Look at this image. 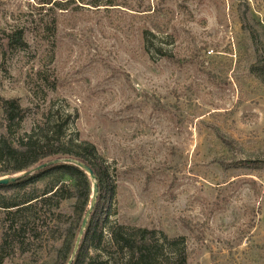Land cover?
<instances>
[{"label": "rangeland", "instance_id": "obj_1", "mask_svg": "<svg viewBox=\"0 0 264 264\" xmlns=\"http://www.w3.org/2000/svg\"><path fill=\"white\" fill-rule=\"evenodd\" d=\"M61 1L0 0V99L27 112L10 135L67 116L109 165L112 226L183 239L189 264H264V87L250 72L264 0ZM102 247L116 264L107 232Z\"/></svg>", "mask_w": 264, "mask_h": 264}, {"label": "trees", "instance_id": "obj_2", "mask_svg": "<svg viewBox=\"0 0 264 264\" xmlns=\"http://www.w3.org/2000/svg\"><path fill=\"white\" fill-rule=\"evenodd\" d=\"M43 1L52 4V0ZM76 3L85 1L65 0L56 3V8L67 11ZM102 3L95 0L86 5L114 6V0ZM144 36L148 44L152 43L150 31H144ZM250 37L256 55L250 72L261 79L264 87V44L258 32L252 31ZM8 40L12 48L26 47L23 32L8 35ZM0 103L8 129V135L0 136V177L21 174L58 158L80 161L96 175L97 201L73 264H114L98 255L106 232L119 256L116 264H189L191 253L183 239H171L147 228L111 225L115 190L109 165L92 143L68 135L67 116L58 113L51 125L48 122L14 139L10 132L21 126L27 112L17 100L0 99ZM92 189L89 176L74 165L52 166L13 184L1 185L0 264L18 255L22 262L18 264H25L27 257L38 263L46 250L51 251L52 258L44 264H68L92 201ZM68 201L72 202L70 214L62 210Z\"/></svg>", "mask_w": 264, "mask_h": 264}, {"label": "water", "instance_id": "obj_3", "mask_svg": "<svg viewBox=\"0 0 264 264\" xmlns=\"http://www.w3.org/2000/svg\"><path fill=\"white\" fill-rule=\"evenodd\" d=\"M57 165H74V166L79 167L81 170H83L89 176V178L92 182V187H93V189H92V201L90 203L89 210L85 214V217L82 221L80 231H79V235H78L77 240H76V244L74 247L72 257L68 262V264H73L75 257L77 255V252L79 250L80 244L82 242L83 236L87 230L89 220H90V216L94 210V206L96 204L98 193H99L97 178H96V175L94 174V172L92 171V169L90 167H88L86 164H84L80 161H77L75 159H71V158L59 159L58 158V159H54V160H50V161H47L45 163H42V164H40V165H38V166L28 170V171L21 173L20 175L0 178V186L13 184L22 178L32 176L33 174L38 173L40 171H43L46 168H49L52 166H57Z\"/></svg>", "mask_w": 264, "mask_h": 264}]
</instances>
